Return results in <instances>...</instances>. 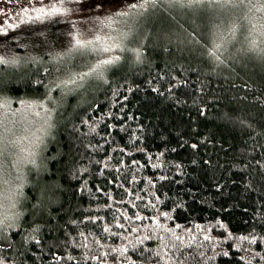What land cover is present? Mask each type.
Masks as SVG:
<instances>
[{
  "label": "trees",
  "instance_id": "trees-1",
  "mask_svg": "<svg viewBox=\"0 0 264 264\" xmlns=\"http://www.w3.org/2000/svg\"><path fill=\"white\" fill-rule=\"evenodd\" d=\"M221 1L149 7L112 58L34 45L0 65V102L47 122L9 182L2 264H264V15Z\"/></svg>",
  "mask_w": 264,
  "mask_h": 264
},
{
  "label": "rangeland",
  "instance_id": "rangeland-1",
  "mask_svg": "<svg viewBox=\"0 0 264 264\" xmlns=\"http://www.w3.org/2000/svg\"><path fill=\"white\" fill-rule=\"evenodd\" d=\"M94 2L95 0H0V57L5 61H18L21 57L18 49L21 46L32 49V46L37 45V49L46 53L49 50H59V47L71 49L78 46V41L80 45L94 49L98 45L107 46L111 43L109 37L118 36L122 30V23L118 21L123 18L116 14L130 11L129 6L138 0H110L104 6H90ZM221 3L234 17L238 3H226L225 0ZM244 12L247 13L248 9ZM261 15L264 12H257L258 19ZM109 18H114V22L110 23ZM23 34H32L30 38L33 42L30 45L23 40L19 43ZM50 34L54 44L49 40ZM98 37L101 38L99 41ZM112 52L113 50L103 55L112 58ZM25 55L31 56L28 51ZM94 67L92 64L86 71H91ZM37 103V100H31L8 106L0 102V137L3 140L0 144V149H3V154L0 155V211L5 209L4 213L7 215L14 208V197L17 194V191L16 194L13 192V185L9 182L21 177L20 167L33 158L34 146L37 145L36 141L34 143L36 136L41 129L47 127L44 120L45 109ZM9 125L11 126L8 127ZM7 155L10 156L9 174L5 172ZM32 164L33 162L31 167ZM22 171L24 174L25 169Z\"/></svg>",
  "mask_w": 264,
  "mask_h": 264
},
{
  "label": "snow or ice",
  "instance_id": "snow-or-ice-1",
  "mask_svg": "<svg viewBox=\"0 0 264 264\" xmlns=\"http://www.w3.org/2000/svg\"><path fill=\"white\" fill-rule=\"evenodd\" d=\"M163 2V0H138L137 3L132 4L129 6L130 11L128 12H120L117 13V17L123 18L120 19L118 22L122 23L127 26V31H120L119 35L116 37H109L111 40V43H109L107 46L98 45L93 51L97 55H100L102 53H107L113 50V48H119L121 51L126 50L124 41L129 39L134 33L138 31V26L140 23V20L145 16L146 10L149 7H155L158 3ZM216 3L218 0H187V3L189 5L192 4H200V3ZM226 3H232V4H243L251 13L253 9L256 12H264V0H257V3H259V7L256 6L255 3H253V0H225ZM169 3H177L183 5L185 3V0H169ZM247 18V17H246ZM109 22H114V18H109ZM251 23V21H249ZM253 28H255V25H252ZM236 28L233 27L232 29V35L235 34ZM262 36H264V33H261ZM101 38H97L99 41ZM91 43V42H89ZM78 46L81 48H86V45H80V42H77ZM221 45H216V51H210L209 55L212 56L215 60L219 61V56L217 55V52L219 51ZM250 50L257 51L260 54H264V47H261L256 39H252L250 42ZM135 51L137 61L140 60L141 53L138 49L132 50ZM120 58L114 57L113 59H103L100 60V62L95 66V68L92 69L91 72L85 73L84 77H81L80 79L83 80L87 76H95V78H102V71H100L104 66L111 65L116 63ZM6 63H14V61H5L3 57H0V64H6ZM3 143L2 137H0V144ZM3 154V149H0V155ZM2 264V262H0Z\"/></svg>",
  "mask_w": 264,
  "mask_h": 264
}]
</instances>
